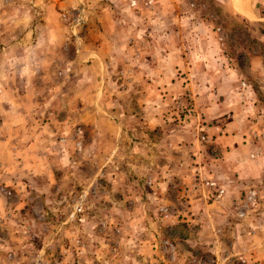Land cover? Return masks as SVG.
<instances>
[{
	"label": "rangeland",
	"instance_id": "rangeland-1",
	"mask_svg": "<svg viewBox=\"0 0 264 264\" xmlns=\"http://www.w3.org/2000/svg\"><path fill=\"white\" fill-rule=\"evenodd\" d=\"M48 1L0 0L27 14L12 36ZM58 1V99L1 176L0 263L264 264V23L233 0Z\"/></svg>",
	"mask_w": 264,
	"mask_h": 264
},
{
	"label": "crops",
	"instance_id": "crops-1",
	"mask_svg": "<svg viewBox=\"0 0 264 264\" xmlns=\"http://www.w3.org/2000/svg\"><path fill=\"white\" fill-rule=\"evenodd\" d=\"M233 3L236 13L250 25L264 23V16L259 18L254 7H248L249 12H246L247 7L240 6L238 0H233ZM64 5L58 0L48 1L45 9L42 8V21L35 24V31L30 29L17 36L8 31L12 25L10 22L21 21L27 14L19 10L14 13V20L10 13L6 15L4 12L10 8L0 5V28L4 29L1 39L4 47L0 50V180H4L1 177L4 173L12 174L13 171L16 172L13 177L20 179L22 155L37 149L44 139L43 109L47 106L52 108L58 96L54 85L43 87V83L39 85V78L43 73L47 75L50 61L66 43L65 37L58 40L59 33L54 27L61 22L57 10ZM5 16L7 19L3 21L1 18ZM260 32L258 40L264 43V28ZM4 202L0 198V207ZM1 253L3 251L0 250Z\"/></svg>",
	"mask_w": 264,
	"mask_h": 264
},
{
	"label": "built area",
	"instance_id": "built-area-1",
	"mask_svg": "<svg viewBox=\"0 0 264 264\" xmlns=\"http://www.w3.org/2000/svg\"><path fill=\"white\" fill-rule=\"evenodd\" d=\"M63 17L65 18V15H63ZM85 21H86L85 10L77 11L73 18V22L75 23V25H79Z\"/></svg>",
	"mask_w": 264,
	"mask_h": 264
}]
</instances>
